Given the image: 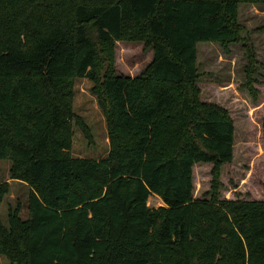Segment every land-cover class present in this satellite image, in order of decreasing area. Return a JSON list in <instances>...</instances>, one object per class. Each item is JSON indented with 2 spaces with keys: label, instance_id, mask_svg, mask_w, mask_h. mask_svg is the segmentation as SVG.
Segmentation results:
<instances>
[{
  "label": "trees",
  "instance_id": "obj_1",
  "mask_svg": "<svg viewBox=\"0 0 264 264\" xmlns=\"http://www.w3.org/2000/svg\"><path fill=\"white\" fill-rule=\"evenodd\" d=\"M242 4L264 0H0V160L29 186L28 217L20 202L7 226L0 216L8 264H264V200L221 197L236 127L203 100L198 71L199 43H243L257 100ZM120 41L153 50L134 78L117 75ZM77 78L106 116V158L71 155L73 122L91 136L73 110ZM198 165L211 166L204 199ZM10 191L0 183V205Z\"/></svg>",
  "mask_w": 264,
  "mask_h": 264
},
{
  "label": "rangeland",
  "instance_id": "obj_2",
  "mask_svg": "<svg viewBox=\"0 0 264 264\" xmlns=\"http://www.w3.org/2000/svg\"><path fill=\"white\" fill-rule=\"evenodd\" d=\"M245 4L240 5V23L249 27L256 59L258 61L253 77L258 80L257 100L243 88L247 79L248 55L243 43L228 46V52L218 43L198 44V71L203 100L219 103L228 108L235 122V156L231 164L225 165L222 172L224 187L223 199L241 198L245 200H264V20L249 18ZM242 9V10H241ZM249 19V20H248ZM253 31V32H252ZM153 60V50L143 42L116 43L115 68L117 75L138 76ZM93 83L87 78L74 81L73 110L81 118L89 132L87 137L73 122V145L71 155L75 158L103 159L111 152V140L106 116L92 92ZM11 161L0 160V183L9 182L11 191L0 205V216L8 225L9 207L21 203V217H28L29 186L10 178ZM211 166L195 167V197L208 198L211 189ZM150 207H162L164 203L158 196L150 197ZM0 255V264H8Z\"/></svg>",
  "mask_w": 264,
  "mask_h": 264
},
{
  "label": "crops",
  "instance_id": "obj_3",
  "mask_svg": "<svg viewBox=\"0 0 264 264\" xmlns=\"http://www.w3.org/2000/svg\"><path fill=\"white\" fill-rule=\"evenodd\" d=\"M240 8L241 7H239V18H241ZM243 8H246L247 13L254 14V15H250L249 18L258 17V18H262V20H264V4L263 5H246L245 4V6L242 7V9ZM246 24H247L248 29H249V27L251 28V21H249V23L246 22ZM263 35H264V32H263Z\"/></svg>",
  "mask_w": 264,
  "mask_h": 264
}]
</instances>
